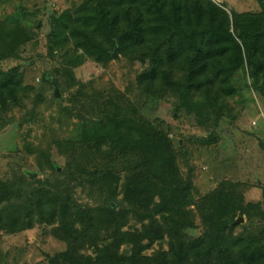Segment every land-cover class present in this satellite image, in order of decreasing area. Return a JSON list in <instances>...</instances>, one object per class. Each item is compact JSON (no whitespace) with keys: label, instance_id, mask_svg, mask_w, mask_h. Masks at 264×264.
I'll use <instances>...</instances> for the list:
<instances>
[{"label":"trees","instance_id":"1","mask_svg":"<svg viewBox=\"0 0 264 264\" xmlns=\"http://www.w3.org/2000/svg\"><path fill=\"white\" fill-rule=\"evenodd\" d=\"M256 2L258 11L231 13L213 0H77L59 12L45 6L47 37L70 43L67 66L86 60L105 66L114 50L140 61L136 87L148 100L193 115L203 134L175 143L164 120L147 118L114 86L80 83L64 108L63 94L52 92L51 101L61 105L51 119L62 135L49 131L35 101L22 118L49 131L27 149L51 173L0 180V232L44 225L65 244L45 254L47 264H264V228H249L259 215L250 207L260 210L261 203L249 202L244 183L229 179L201 193L195 168L187 164L184 173L179 163L184 142L212 145L219 122L237 120L238 72L264 99V0ZM20 7L0 17V115L21 104L25 75L19 64H8L21 59L40 22L29 23L33 13ZM53 146L66 159L61 170L51 161ZM80 185L97 191L95 205L76 201ZM257 187L264 201V180ZM243 214L249 227L241 224L236 233L239 223L232 222Z\"/></svg>","mask_w":264,"mask_h":264},{"label":"rangeland","instance_id":"2","mask_svg":"<svg viewBox=\"0 0 264 264\" xmlns=\"http://www.w3.org/2000/svg\"><path fill=\"white\" fill-rule=\"evenodd\" d=\"M74 1L77 0H0V17L20 11V6H23L33 13L28 17L29 23L40 21L35 30L30 29L34 36L23 48L21 59L8 64H19L27 87L21 93V104L0 115V180H11L18 175L31 173L33 176H29V179L35 181L50 175L51 170L47 166L41 169L37 154L29 152L27 147L29 143L37 144L51 130L54 134L56 132L57 135H62L60 129H57L58 124L51 118L59 111L61 103V107L68 105L70 93L80 83L91 82L98 89L114 86L122 91L147 118L164 120L169 125V135L175 143L178 139L185 138L184 135L186 138H194L203 134L197 128L193 115L175 113L166 102L148 100L136 87L134 76L143 67L140 61L130 62L117 53L105 66L88 60L76 68L65 64L63 55L70 51V43L65 38L47 37L50 25L44 8L47 6L59 12L71 7ZM213 1L223 5L230 13L259 10L256 0ZM52 80L58 82L63 94L64 100L61 103L51 101ZM235 83L239 87L237 99L241 101L237 120H221L218 127L213 129L218 139L212 145L184 142L185 155L179 157V163L184 173L188 169L187 164L195 168V183L201 193L214 189L224 179L243 182L244 186L246 183L247 186L242 188L249 202L259 201L261 209L250 207L251 211L259 214L254 217V225L249 227V220L243 214V222L238 224L235 232L242 231L244 226L241 224L244 223L245 227L257 232L264 228V201L257 187V183L264 180L263 151L258 141L260 138L264 141V99L253 86H249L250 82L244 78L242 71L236 74ZM34 101L39 117L52 127L49 131L42 124L29 125L22 119L27 116L26 112L31 109ZM78 106V112L81 113L82 106ZM50 158L59 166V170L66 163L65 157L59 155L54 146L51 148ZM91 191L88 186H76V201L81 205H95L98 194L97 191ZM44 227L36 223L32 228L14 234L0 232V264H47L45 254L52 255L64 250L65 244L48 234ZM198 230L189 232L197 235ZM156 248L158 245L155 243L145 253ZM164 248H167L166 244Z\"/></svg>","mask_w":264,"mask_h":264},{"label":"water","instance_id":"3","mask_svg":"<svg viewBox=\"0 0 264 264\" xmlns=\"http://www.w3.org/2000/svg\"><path fill=\"white\" fill-rule=\"evenodd\" d=\"M116 51L114 50V52H113V57H115L116 56ZM52 82V85H53V93H54V95L56 96V97H60V89H59V87H58V85L55 83V81H51ZM241 222H243V216H238V217H236V219L232 222V224L234 225V224H238V223H241Z\"/></svg>","mask_w":264,"mask_h":264}]
</instances>
